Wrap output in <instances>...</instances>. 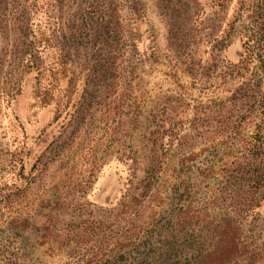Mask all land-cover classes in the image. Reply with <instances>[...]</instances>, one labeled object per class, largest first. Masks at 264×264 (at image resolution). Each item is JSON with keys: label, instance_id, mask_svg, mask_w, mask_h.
Wrapping results in <instances>:
<instances>
[{"label": "rangeland", "instance_id": "obj_1", "mask_svg": "<svg viewBox=\"0 0 264 264\" xmlns=\"http://www.w3.org/2000/svg\"><path fill=\"white\" fill-rule=\"evenodd\" d=\"M214 1L0 0V249L120 264L188 246L179 212L221 179L209 146L227 135L205 132L257 64L241 59L253 0Z\"/></svg>", "mask_w": 264, "mask_h": 264}, {"label": "trees", "instance_id": "obj_2", "mask_svg": "<svg viewBox=\"0 0 264 264\" xmlns=\"http://www.w3.org/2000/svg\"><path fill=\"white\" fill-rule=\"evenodd\" d=\"M223 3L215 0L213 6ZM246 11L241 59L255 60V73L228 99L231 107L220 115L225 117L220 127L205 132L208 138L211 133L227 135L215 145L216 139L210 140L209 148L215 150L211 156L222 167L217 188L209 190V195L201 193L200 200L193 201L194 193L190 194L186 210H180L177 236L186 227L187 247H134L120 256V264H264V217L258 212L264 204V0H253ZM233 114L236 117L229 125ZM251 118L258 122L247 133L244 125ZM250 216L254 231L242 237L238 220ZM231 219L237 220L235 225ZM2 262L20 264L4 248L0 249Z\"/></svg>", "mask_w": 264, "mask_h": 264}]
</instances>
